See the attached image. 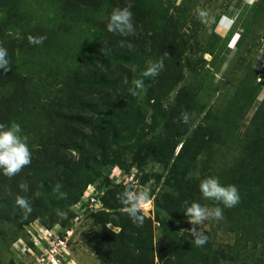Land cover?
Returning <instances> with one entry per match:
<instances>
[{
    "label": "rangeland",
    "instance_id": "rangeland-1",
    "mask_svg": "<svg viewBox=\"0 0 264 264\" xmlns=\"http://www.w3.org/2000/svg\"><path fill=\"white\" fill-rule=\"evenodd\" d=\"M54 1L24 0V13L52 27L62 22L66 35L55 41L45 34L41 45L16 48L14 76L29 92L13 100L6 90L0 94V124H20L32 154L15 177L0 174V264H45V245H53L58 264H264V0H76L78 24L58 19ZM125 6L136 28L130 37L106 29L113 9ZM5 9L0 4V21L8 20ZM199 9L234 23L201 24ZM91 11L95 19L85 22ZM15 19L5 23L0 42L31 33L28 19ZM161 58L163 70L145 78V93L130 96L133 79ZM104 63L125 85L101 94L94 87L72 91L80 71L94 80L89 69ZM69 102L92 120L102 113L98 131L57 122L54 111ZM56 148L73 162L55 167L48 159ZM102 158L107 164L94 163ZM208 176L236 185L240 202L224 209L222 220L205 222L208 240L197 247L183 210L192 202L216 206L198 189ZM25 182L29 190L22 192ZM57 183L63 198L53 191ZM133 185L155 197L141 213L142 226L117 199ZM93 193L101 201L94 210L87 205ZM18 195L31 213L16 205Z\"/></svg>",
    "mask_w": 264,
    "mask_h": 264
},
{
    "label": "clouds",
    "instance_id": "clouds-1",
    "mask_svg": "<svg viewBox=\"0 0 264 264\" xmlns=\"http://www.w3.org/2000/svg\"><path fill=\"white\" fill-rule=\"evenodd\" d=\"M196 17L201 24L211 25L218 23V26L228 29L234 23V20L224 15L217 22L215 17L207 9H199L196 12ZM106 29L109 33L118 34L122 37H130L136 35V28L133 23V13L129 6L116 7L110 13ZM45 36H29L30 44H43ZM129 47L131 45L129 44ZM167 55V54H166ZM164 67L163 58L150 61L141 73V78L133 79L132 86L129 88V95L132 97H141L145 89V78L156 77ZM0 70L7 73L11 70L9 53L6 47L0 45ZM182 120L185 123L189 121V115L184 113ZM32 154L29 147V137L23 133V130L18 123L10 125L0 124V174L5 177L12 178L21 172L23 168L31 164ZM22 192L29 190L28 184L20 183L18 185ZM62 185L57 183L54 192L59 193L60 197L66 196V193L60 192ZM199 192L205 200L216 202V206L208 207L199 202H192L185 205L183 214L187 221L192 225L188 230L192 237L193 243L197 247H202L206 244L208 237L202 231L206 221L223 219L224 209L235 207L240 202V193L234 184H222L219 178L208 176L200 180L198 185ZM121 204V212L126 214L131 222L137 226L144 224V216L142 211L147 208L155 199L150 189L140 188L135 186L126 188L118 197ZM16 205L26 210V213H31L32 208L28 201L23 196H17L15 199ZM59 215L64 216L63 212Z\"/></svg>",
    "mask_w": 264,
    "mask_h": 264
},
{
    "label": "trees",
    "instance_id": "trees-1",
    "mask_svg": "<svg viewBox=\"0 0 264 264\" xmlns=\"http://www.w3.org/2000/svg\"><path fill=\"white\" fill-rule=\"evenodd\" d=\"M5 1V2H4ZM0 4H2V6L4 8H6L4 10V14L6 15V19L8 20H2L0 21V33L2 34V28L6 27L5 23L8 22L11 18V16H16L15 21L17 20L18 24H21L22 22H26L27 20V26H28V32H31L29 35L25 36L22 40H16L15 38H3L2 41L0 42V45L4 46L7 48L8 53H9V60H10V66H11V70L7 73H3L2 70H0V94L3 93V90H6L7 93H10V98L13 100L15 99V97L17 96H22L24 93L29 92L27 91L26 84H23L24 79L21 78L20 74L15 75V71L13 70V60H14V52L16 50V48H19L21 45L23 44H27L29 43L28 37L29 36H34L37 37L45 35V34H54L56 35L55 37V41H58V37L60 39L63 40V37L66 35V30L65 28H67V26H64L62 24V22L59 23H55L52 27L50 26L51 23H42V22H36L34 20H30L26 14L24 13L26 10V5L24 3V0H0ZM79 1L76 0H55L54 3L56 4V8L55 10L58 12H61L60 17H58V19H64L66 18L67 20H70V22L72 24H78L80 22H82V18L79 15V6L81 5L80 3H77ZM91 5V4H90ZM89 6V3H88ZM91 7V6H90ZM52 17V16H50ZM50 17H47L48 19ZM53 17H57V15H54ZM87 19H84L85 22H92V20L95 19V16L92 14V11L89 12V14H87L85 16ZM32 22H35V26L33 31L32 29H29V26L31 24H33ZM69 29V28H68ZM70 30V29H69ZM46 37V36H45ZM47 39V37H46ZM45 39V40H46ZM125 43V42H124ZM33 45V44H31ZM115 51H106V54H114ZM108 64L104 63V65L102 66H97L94 65L93 67H91L89 69V71L93 72V74L96 76V78L94 80H90L89 79V73H83L82 71H80L79 74V78H76V85L72 86L74 89H72V91H79L82 88H88V87H94L97 88L99 93H105L107 92V90L113 88L114 86L117 87L118 83L120 84V86L125 85L123 79L121 76L116 77L114 76L112 73H114V70L112 68H108ZM124 67V65H120L119 68L122 69ZM111 69V70H110ZM102 78V79H100ZM9 87V88H8ZM26 89V92H25ZM39 90V89H37ZM63 101L68 102L67 99L62 98ZM77 111V107L70 104L66 103V105H60V107L58 108V110H55V119L57 122L59 123H63L66 126H69V128H67V130H69L70 128H74L78 125L81 126L82 130H88L91 133L98 131L97 128H95V123L100 120L102 113H100L99 111L92 112L95 113L96 118L94 120H92V114L90 115V117H88L87 115H83V113L80 112H76ZM63 148H56L53 152H54V156L52 155V157L54 158L55 156H58L59 152H64L63 155H59L61 157L58 158H54L56 160V162L52 159V157H49V162H53L54 166L57 168H60L62 166L66 165V162L68 161V163L73 162L72 159V155L68 153V151L65 150H61ZM55 153L57 155H55ZM80 153V151H79ZM66 154V155H64ZM92 155V154H91ZM68 156H71V159H68ZM63 161V164H60ZM80 164L85 166L88 165L90 163V161H88L87 159L84 158V155L81 156V158H79ZM108 160L105 158H102V160L98 163V160L94 159V163L95 164H107ZM83 168V167H81ZM93 169V168H92ZM91 169V170H92ZM149 240H152V237H149ZM171 258H175L177 261V257L176 256H171ZM179 260V257H178Z\"/></svg>",
    "mask_w": 264,
    "mask_h": 264
},
{
    "label": "built area",
    "instance_id": "built-area-1",
    "mask_svg": "<svg viewBox=\"0 0 264 264\" xmlns=\"http://www.w3.org/2000/svg\"><path fill=\"white\" fill-rule=\"evenodd\" d=\"M89 201H90V204H87V205L88 206L90 205V208H92V210L99 208V206L101 204V201L97 198L96 193H93L92 197L90 199H88V202L87 203H89ZM50 236H52L51 238L54 237L52 234ZM63 237L65 239H60V242L66 240V236H63ZM44 238L47 239L49 242L51 241L50 238L49 239L46 238V237H44ZM45 239H43L44 242H45ZM45 246H46L45 247V250H43V254H42L40 260L42 262H46L45 264H57V260H56V259H58V256L56 255L57 254V251H54L53 250V245L50 246V248H48L47 245H45ZM45 260H47V261H45Z\"/></svg>",
    "mask_w": 264,
    "mask_h": 264
},
{
    "label": "bare ground",
    "instance_id": "bare-ground-1",
    "mask_svg": "<svg viewBox=\"0 0 264 264\" xmlns=\"http://www.w3.org/2000/svg\"><path fill=\"white\" fill-rule=\"evenodd\" d=\"M58 264V263H57Z\"/></svg>",
    "mask_w": 264,
    "mask_h": 264
}]
</instances>
